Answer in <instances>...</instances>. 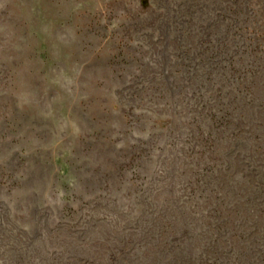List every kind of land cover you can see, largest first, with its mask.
I'll use <instances>...</instances> for the list:
<instances>
[{
	"label": "rangeland",
	"instance_id": "rangeland-1",
	"mask_svg": "<svg viewBox=\"0 0 264 264\" xmlns=\"http://www.w3.org/2000/svg\"><path fill=\"white\" fill-rule=\"evenodd\" d=\"M0 264H264V0H0Z\"/></svg>",
	"mask_w": 264,
	"mask_h": 264
}]
</instances>
